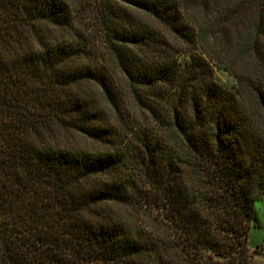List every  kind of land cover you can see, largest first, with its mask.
Masks as SVG:
<instances>
[{
	"label": "trees",
	"instance_id": "trees-1",
	"mask_svg": "<svg viewBox=\"0 0 264 264\" xmlns=\"http://www.w3.org/2000/svg\"><path fill=\"white\" fill-rule=\"evenodd\" d=\"M263 197L264 0H0V264H256Z\"/></svg>",
	"mask_w": 264,
	"mask_h": 264
},
{
	"label": "rangeland",
	"instance_id": "rangeland-1",
	"mask_svg": "<svg viewBox=\"0 0 264 264\" xmlns=\"http://www.w3.org/2000/svg\"><path fill=\"white\" fill-rule=\"evenodd\" d=\"M184 58V55L180 57L181 60ZM209 63L213 68L214 77L218 82L228 88H232L236 85L235 77L227 72L223 62L210 58ZM85 89V92L92 95L93 91L95 92V88L92 85L86 86ZM66 140L75 144H77L76 142L78 141V144L83 145L86 143L88 146L93 145L90 141L82 142L79 141L80 139L78 138L74 140V137H68ZM248 245L251 249H255L258 252L254 257L256 264H264V197L255 202L253 222L248 236Z\"/></svg>",
	"mask_w": 264,
	"mask_h": 264
}]
</instances>
